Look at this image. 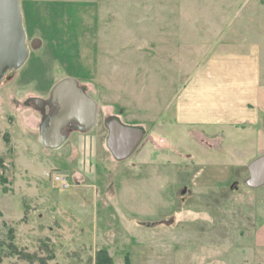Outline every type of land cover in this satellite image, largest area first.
<instances>
[{
    "label": "rangeland",
    "instance_id": "rangeland-1",
    "mask_svg": "<svg viewBox=\"0 0 264 264\" xmlns=\"http://www.w3.org/2000/svg\"><path fill=\"white\" fill-rule=\"evenodd\" d=\"M20 2L29 58L0 84L11 183L0 190V264H96L102 249L112 264H264L252 134L202 139L176 122L178 92L212 53L264 47V0ZM68 78L96 103V125L48 150L50 105L34 100ZM112 120L144 133L122 162L107 145Z\"/></svg>",
    "mask_w": 264,
    "mask_h": 264
},
{
    "label": "crops",
    "instance_id": "crops-1",
    "mask_svg": "<svg viewBox=\"0 0 264 264\" xmlns=\"http://www.w3.org/2000/svg\"><path fill=\"white\" fill-rule=\"evenodd\" d=\"M263 58L261 42L250 43L246 52L212 53L178 92L177 124L202 139H219L228 128L252 134L247 137L254 149L248 151L256 159L263 157Z\"/></svg>",
    "mask_w": 264,
    "mask_h": 264
},
{
    "label": "water",
    "instance_id": "water-1",
    "mask_svg": "<svg viewBox=\"0 0 264 264\" xmlns=\"http://www.w3.org/2000/svg\"><path fill=\"white\" fill-rule=\"evenodd\" d=\"M26 43L20 0H0V84L6 73L20 70L28 61ZM34 102L58 105L57 113L49 116L41 128L40 140L48 150H58L65 145L67 136L64 131L70 124L76 123L81 132L96 125V103L72 78L60 81L52 89L48 102L41 99ZM108 128L107 145L114 159L122 162L130 158L141 144L143 131L118 121H112ZM248 171L249 187L257 189L264 186V156L252 162Z\"/></svg>",
    "mask_w": 264,
    "mask_h": 264
},
{
    "label": "trees",
    "instance_id": "trees-1",
    "mask_svg": "<svg viewBox=\"0 0 264 264\" xmlns=\"http://www.w3.org/2000/svg\"><path fill=\"white\" fill-rule=\"evenodd\" d=\"M8 168L2 158H0V190H4L5 186H8L11 183L9 182V177L7 175ZM9 233V232H8ZM11 232L9 233L10 242L12 241ZM96 264H112V258L108 255V252L105 249H102L97 254ZM125 264H130L129 257L125 258Z\"/></svg>",
    "mask_w": 264,
    "mask_h": 264
},
{
    "label": "flooded vegetation",
    "instance_id": "flooded-vegetation-1",
    "mask_svg": "<svg viewBox=\"0 0 264 264\" xmlns=\"http://www.w3.org/2000/svg\"><path fill=\"white\" fill-rule=\"evenodd\" d=\"M45 105V104H44ZM58 111V105L56 103H53L50 105V109H49V113L47 115V117L45 118L44 121H46V119L49 117V116H54ZM113 121V120H112ZM79 131L78 130V125L76 123H72L70 124L64 131V134H66V132H73V131Z\"/></svg>",
    "mask_w": 264,
    "mask_h": 264
},
{
    "label": "built area",
    "instance_id": "built-area-1",
    "mask_svg": "<svg viewBox=\"0 0 264 264\" xmlns=\"http://www.w3.org/2000/svg\"><path fill=\"white\" fill-rule=\"evenodd\" d=\"M53 181H54L56 184L60 185V187H61L62 189H67V188H68V184H67V180H66V178H65L64 176L60 175V174H55V175L53 176Z\"/></svg>",
    "mask_w": 264,
    "mask_h": 264
}]
</instances>
